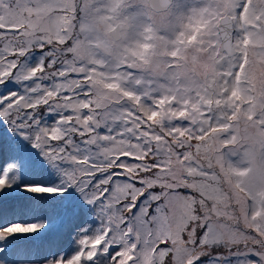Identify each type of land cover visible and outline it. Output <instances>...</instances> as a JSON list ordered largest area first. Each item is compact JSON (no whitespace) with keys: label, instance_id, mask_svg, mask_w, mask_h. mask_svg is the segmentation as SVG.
<instances>
[{"label":"snow or ice","instance_id":"6c2138e0","mask_svg":"<svg viewBox=\"0 0 264 264\" xmlns=\"http://www.w3.org/2000/svg\"><path fill=\"white\" fill-rule=\"evenodd\" d=\"M238 2L232 19L259 30L264 0ZM106 3L95 10L97 16L110 31L124 30L123 0ZM145 3L156 12L167 0ZM82 11L72 0H0V264H264V139L256 142L257 152L233 127L242 107L250 105L246 119L264 133V115L254 111L259 104L264 113V98L245 99L235 88L229 96L232 111L215 117L217 125L203 119L198 128L193 121L192 128L171 131L161 130L166 125L155 128L151 116L137 110L140 97L118 83L105 87L124 99L94 101L90 81L98 68L76 59L84 47L78 32L85 30ZM197 23L189 44L214 21ZM254 34L264 46V35ZM208 36L218 60L242 57L235 71L221 74L234 75L239 85L247 51L233 52L239 42L234 45L227 26ZM250 43L246 36L243 47ZM151 48L140 44L131 55L147 62ZM179 52L177 47L171 56ZM125 67L130 72L132 65ZM119 68L116 79L124 75ZM134 84L151 87L141 80ZM175 99L162 97L157 106ZM183 103L171 114L187 115L188 102ZM218 133L224 134L216 149L219 171L193 159L199 142ZM236 156L235 164L228 160ZM176 165L183 169L179 178ZM223 177L229 184L236 178L234 188L248 193L247 201L226 189Z\"/></svg>","mask_w":264,"mask_h":264},{"label":"clouds","instance_id":"9594fccd","mask_svg":"<svg viewBox=\"0 0 264 264\" xmlns=\"http://www.w3.org/2000/svg\"><path fill=\"white\" fill-rule=\"evenodd\" d=\"M11 2V0H10ZM78 7L84 9L80 13V17L85 21V30L79 32V39L84 45L77 53L76 59L82 62L85 67L88 64L97 66L98 71L92 74L90 81L91 90L93 92L92 99L99 101L103 98L106 102H111L117 98L124 99L119 92L107 89L105 84L118 83L124 90L133 91L135 95L140 97V105L138 111H142L146 116L151 115L153 111L161 113L154 121L155 128H161L166 125V129L171 131L173 126L192 128L193 121H196V128L200 126L199 122L203 119L211 120L213 126L218 124L215 117L223 114L226 118L232 111L229 96L235 88L241 90V94L247 99L248 95L256 98H264V46H259L255 32L264 35V21H262L259 30L246 28L238 19L233 20L236 16L235 9L239 7L238 0H167V5L160 11L154 12L151 5L146 4L145 0H123L121 9V20L127 22L124 30L117 29L116 32L110 31L106 23L101 21L96 14V9H104L107 7L106 0L101 3L93 4L91 0H72ZM72 3L68 4L71 7ZM14 7V5H13ZM202 9L209 11L201 15ZM223 17L224 19H220ZM214 21L213 24L202 28L197 34V40L192 44L187 42V37L194 34V30L200 25L198 21ZM81 21L78 20L79 24ZM119 23V21H117ZM218 26H227L231 34H233L234 45L239 42V47L233 48V52L239 53L247 51L248 63L245 66L244 73L241 76L239 85H237L235 76L227 77L221 75L229 71H235V65L240 63L239 58L232 57L230 62L227 59L218 60L213 52L209 49L208 32ZM152 28V32L145 31ZM182 37L183 44H177L176 41ZM152 35L154 39L145 40L144 37ZM249 37L251 43L247 49L243 47V40ZM162 37V38H161ZM204 43L201 44L200 41ZM143 43H149L152 48L146 55L143 62L137 57L131 55L132 50H138V46ZM180 48L178 57L173 58L171 52ZM131 64L132 68L125 67ZM117 65L120 66L119 72L124 73L119 79H116ZM103 68L100 71V68ZM135 80L143 81L144 86L151 85L150 88L137 87ZM227 81V83H225ZM151 93L149 95L148 93ZM175 97L174 104L165 103L158 107L157 103L160 98ZM201 97L204 99L201 100ZM221 101L220 104L216 100ZM151 100V103L148 101ZM211 100L210 105H206L205 101ZM184 101H187L188 113L184 117L172 115L171 112H179L185 107ZM135 107L134 102H129ZM198 105L199 111H193L192 105ZM242 107L238 115V122H233V127L239 128V135L244 138L243 143L253 146L259 152L260 145L256 143L260 139H264V133H261L258 125L254 121L246 119L248 108ZM208 112L207 117H201L200 112ZM256 114L261 113L259 104L254 109ZM180 123L177 124L176 121ZM188 123L185 124L184 122ZM203 127L207 128L208 124L204 123ZM195 134V132H193ZM224 134L218 133L210 136L206 141L201 143V149L193 159L197 163H201L205 168L211 165L219 171L216 162V149L222 143ZM178 139L177 137L173 138ZM188 144L186 139L183 141ZM238 151H243L240 145H237ZM193 146L190 151H194ZM240 159L239 156L228 157L233 164ZM227 167V161L225 168ZM182 166H175V175L179 178L182 173ZM227 177H223L221 182L224 187L230 191H236L241 201H247L248 193H240L234 188L236 178H232L231 184L227 181ZM264 221V214L261 218ZM251 223V221H249Z\"/></svg>","mask_w":264,"mask_h":264},{"label":"rangeland","instance_id":"374dc122","mask_svg":"<svg viewBox=\"0 0 264 264\" xmlns=\"http://www.w3.org/2000/svg\"><path fill=\"white\" fill-rule=\"evenodd\" d=\"M150 116H151L152 121H155L156 118L159 116V113L157 112L155 115L151 114Z\"/></svg>","mask_w":264,"mask_h":264}]
</instances>
